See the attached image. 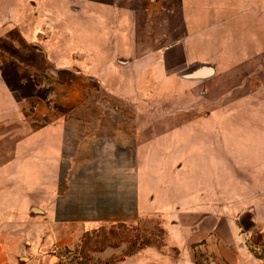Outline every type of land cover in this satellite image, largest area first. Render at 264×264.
<instances>
[{"label":"crops","instance_id":"crops-1","mask_svg":"<svg viewBox=\"0 0 264 264\" xmlns=\"http://www.w3.org/2000/svg\"><path fill=\"white\" fill-rule=\"evenodd\" d=\"M11 61L44 77L34 115ZM209 114V183L227 201L204 197ZM238 124L260 125L257 154L236 149L251 137ZM256 204L264 213V0H2L0 264H55L85 231L155 214L194 261L221 221L233 235L245 212L258 224ZM23 218L34 231L10 222Z\"/></svg>","mask_w":264,"mask_h":264},{"label":"rangeland","instance_id":"rangeland-1","mask_svg":"<svg viewBox=\"0 0 264 264\" xmlns=\"http://www.w3.org/2000/svg\"><path fill=\"white\" fill-rule=\"evenodd\" d=\"M2 0H0V3ZM12 35L19 41V34L12 31ZM13 52L18 54V49L11 47ZM45 69L52 67V63L42 60ZM5 73L12 86L16 89L17 96L32 95L28 104V112L34 115L35 91H42L43 76L36 71L30 70V67H21L20 75L16 73L14 61L3 64ZM46 78L51 76L44 72ZM46 90V87H44ZM44 90V91H45ZM225 109H220V115L225 114ZM218 116L209 114V117L203 120L205 132V165H204V197L205 199L214 196V199H229L232 193H224L222 190L212 189L209 183L211 175L212 148L216 146V133ZM219 126L225 127L228 131L229 123L227 119ZM255 124H238L236 131L250 134L249 138H237L235 147L237 150L249 151L252 155L257 154L259 150V141L254 134L260 131ZM258 130V131H257ZM215 135V139L211 138ZM227 142V141H226ZM233 143V141H232ZM227 148V147H226ZM255 157L251 158L252 167ZM241 169L242 167H238ZM249 174L253 173L251 169ZM237 187V186H236ZM237 189H239L237 187ZM30 195V194H29ZM234 198V196H232ZM237 197V196H236ZM225 201V200H224ZM242 206L241 204H239ZM236 208L238 207L237 205ZM223 208L233 210L229 205ZM257 210L258 224L252 219L251 212L242 214L241 219L237 220L240 230L233 235V231L225 228V221H221L224 231H212L211 235L203 238L198 245V251L195 253V260L187 262V253H183L180 248L173 245H167L165 242L166 231L163 226V218L159 214L143 216L136 223H105L97 225L87 231L77 240V243L70 248L63 249V256L55 264H264V213L259 210V205H255ZM226 214H229L226 212ZM262 215V217H260ZM13 226L21 228L22 231H34V219L29 218L27 223L25 219L19 221L11 220ZM215 241H214V240ZM236 239V240H235ZM213 242V243H212ZM218 242V245L216 244ZM141 247L140 250L128 254L133 247ZM194 248V247H193ZM35 255L40 253L36 251ZM129 257V258H128ZM41 258V256L39 257ZM42 264L40 260L34 262Z\"/></svg>","mask_w":264,"mask_h":264},{"label":"water","instance_id":"water-1","mask_svg":"<svg viewBox=\"0 0 264 264\" xmlns=\"http://www.w3.org/2000/svg\"><path fill=\"white\" fill-rule=\"evenodd\" d=\"M210 71H211V68H204V69H202V70H197V71H193V72H191V74L190 75H204V74H208V73H210Z\"/></svg>","mask_w":264,"mask_h":264},{"label":"trees","instance_id":"trees-1","mask_svg":"<svg viewBox=\"0 0 264 264\" xmlns=\"http://www.w3.org/2000/svg\"><path fill=\"white\" fill-rule=\"evenodd\" d=\"M140 248H141L140 246L139 247H133L129 250L128 254L131 255V254L135 253L136 251L140 250ZM59 264H61V263H59Z\"/></svg>","mask_w":264,"mask_h":264}]
</instances>
